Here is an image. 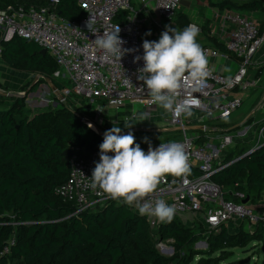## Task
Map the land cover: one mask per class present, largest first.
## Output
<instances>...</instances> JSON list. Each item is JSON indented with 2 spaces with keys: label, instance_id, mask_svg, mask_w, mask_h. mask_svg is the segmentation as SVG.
<instances>
[{
  "label": "trees",
  "instance_id": "trees-1",
  "mask_svg": "<svg viewBox=\"0 0 264 264\" xmlns=\"http://www.w3.org/2000/svg\"><path fill=\"white\" fill-rule=\"evenodd\" d=\"M50 0H0V9L7 6H47ZM220 9L235 11H263L262 0H212ZM56 10L66 20H78L83 12L75 0H58ZM175 25L184 28L188 15L180 11ZM208 40L212 48L227 53L223 43L214 35ZM152 40H155L152 38ZM4 64L50 79L58 91L69 87L55 76L58 66L47 52L33 40L14 35L1 43ZM37 87V85H32ZM21 92H25L23 89ZM69 95L71 91L69 90ZM25 95L0 94V264H219L233 255L234 248L257 244L264 264V220L229 231L225 225L206 230L186 225L174 215L170 222L150 228L145 218L126 204L106 200L76 211V206L55 194L69 173V159L73 153L87 156L100 150L103 136L77 117L72 108L57 101L54 108L28 115ZM77 112V111H76ZM93 122V121H92ZM95 126L104 130L96 123ZM174 131L170 138L178 139ZM169 134L172 131H166ZM198 132L202 133L201 129ZM136 143L147 152L151 137L145 143L136 134ZM127 134V133H125ZM203 139L199 138V142ZM154 143V144H153ZM250 146L234 143L224 162L244 154ZM71 154L65 160L62 152ZM197 171L191 169L189 175ZM211 180L223 189V199L248 204L264 201V145L231 162L214 173ZM235 193H242L238 198ZM171 239L172 253L162 254L156 244ZM198 240L206 242V249H194ZM228 264H242L239 259Z\"/></svg>",
  "mask_w": 264,
  "mask_h": 264
},
{
  "label": "built area",
  "instance_id": "built-area-1",
  "mask_svg": "<svg viewBox=\"0 0 264 264\" xmlns=\"http://www.w3.org/2000/svg\"><path fill=\"white\" fill-rule=\"evenodd\" d=\"M57 1L50 0L47 6L39 8L7 6L0 9V54L1 43L10 41L14 35L31 39L51 54L58 66L55 74L60 73L61 78L69 84L66 94L70 90L71 94L90 101L102 100L105 107L112 105L116 111L128 108L129 111L121 118L123 120L130 119L139 123L142 113H147V120H144L146 122L155 118V114L161 111L154 110L156 106L151 103L146 87L137 79V69L143 66V60L134 62L135 56L143 55V40L155 41L145 35V29L161 26L160 20L151 22L150 17L145 14L146 1L142 0V7L136 10L131 0H75L83 12L78 20L62 18L56 10ZM151 1L152 13L159 19H171L180 2ZM262 2L263 17L258 20L232 9L212 8L215 25L211 34L216 33L226 54L238 60V68L232 75H228L213 69L209 61L211 75L206 86L199 91H192V84L189 82L178 97L192 107L193 115L178 119L166 111L159 115L165 122L161 130L178 131L180 137L158 141L152 147L171 141L183 143L189 155L190 170L195 169L197 173L192 176L187 174L185 177L165 176L151 199H164L173 205L174 215L190 226L193 225L190 221L199 217L207 231L222 224L226 226L230 221L239 225L244 220L249 224L264 220V207L255 209L248 206L247 202L224 200L222 187L211 180L214 173L242 157L243 154L230 162H224L235 138L243 136V133L216 132L206 125L210 121L229 117L242 104L245 95L243 91L258 84V79H247V70L256 50L264 42V0ZM117 25L120 28L119 36L126 42L123 47L134 50L122 57L121 65L113 60H106L102 50L94 44V33L102 35L104 31ZM203 49L208 60L225 54L212 47ZM233 91L238 94L232 95ZM138 105L139 110L135 112L134 107ZM102 107L99 104L96 106V116L102 114ZM263 133L264 124L259 129L258 139H264ZM200 136L203 139L201 142L198 141ZM261 145H264V141ZM257 147L259 146L252 147L247 153ZM99 156L100 150H94L87 156L73 153L69 159L68 177L55 188V194L64 201L72 202L76 211L110 199L98 188L91 187L90 177L95 164L99 162ZM235 195L243 198L242 193ZM128 207L139 214L134 206ZM143 217L150 228L160 223L154 216Z\"/></svg>",
  "mask_w": 264,
  "mask_h": 264
},
{
  "label": "clouds",
  "instance_id": "clouds-1",
  "mask_svg": "<svg viewBox=\"0 0 264 264\" xmlns=\"http://www.w3.org/2000/svg\"><path fill=\"white\" fill-rule=\"evenodd\" d=\"M119 33L118 25L102 35L94 33V44L102 50L106 60L120 64L122 57L134 50L123 47L126 42ZM199 33L196 24L182 30L166 26L158 41L143 40V55L134 57V62L143 60V66L137 69V79L146 87L151 103L177 119L193 115L192 107L178 99L185 85L191 82L192 91H199L211 75L208 57L197 40ZM145 35L150 36L151 32ZM139 120H147V113L140 114ZM123 122L126 129L138 123L130 119ZM88 127L93 128V125ZM144 142L149 143L147 138ZM99 149V162L90 177L93 189L98 188L112 200L134 206L142 216H154L161 222L173 219L175 207L164 199L153 201L151 197L165 176L189 174V155L183 143H160L156 148L149 143L145 152L136 143L132 131L122 134L121 127L113 124L104 132Z\"/></svg>",
  "mask_w": 264,
  "mask_h": 264
},
{
  "label": "rangeland",
  "instance_id": "rangeland-1",
  "mask_svg": "<svg viewBox=\"0 0 264 264\" xmlns=\"http://www.w3.org/2000/svg\"><path fill=\"white\" fill-rule=\"evenodd\" d=\"M145 8L144 12L147 14L151 22L152 20H160L161 26L159 28L151 27L146 28L145 33L151 32L150 38H154L155 41H158L160 38L161 33L165 30V27L168 26L170 28H177L182 30L183 28L178 27L175 25V19L177 17V14L180 11H185L189 17L192 18V21L194 22H200V20L205 16L211 15L210 13H207L205 8H195L193 9L194 1L195 0H181L176 7L173 16L171 19H159L155 13H152L153 4L151 0H145ZM131 4L134 7V9L139 10L142 7V3L139 0H131ZM240 12V11H237ZM261 12V14H260ZM262 12L259 10V15L262 17ZM241 13V12H240ZM209 14V15H208ZM245 15V14H243ZM246 16V15H245ZM210 19V20H209ZM197 20V21H196ZM213 19L212 16L208 17V20L205 21L204 26L201 27L199 36L197 37V40L199 44L203 47H210L212 46L211 42L208 40L210 37V27L212 28V25L215 24L212 23ZM50 56L51 54L46 51ZM55 76L59 77L63 84H67V82L61 78L60 73L58 75L55 74ZM37 87H33L32 85H37ZM45 80L39 79V76L33 75L32 73H27L24 71H18L13 70L9 67H7L5 64L0 62V92L2 93H23L21 92L23 89H25L24 95H25V103L27 108L29 109L27 111L28 115H32L34 112L40 111V110H46L48 108H54L57 105L58 97L63 96L64 99H62V103L66 105L69 108L74 109L78 113L86 116L88 119H90L93 122H96L104 131L110 129L113 124H116L121 127L122 132L126 130H137V135L142 137H151V139L155 142L164 140L165 138H170L171 134H174V131L167 134L166 131L161 130L165 126V122L161 119L159 116L162 111H165L163 109L157 108L158 112L155 114V118H151L149 122L142 121L137 124H134V126L131 129L124 128V120L121 119L125 114L126 111H129L128 108H123L120 111H116L112 105H109L108 107H105L104 101L102 100H87L80 96H76L74 94L69 95L66 94V90L69 89V87L66 86L61 91L55 92L52 87L45 86ZM2 95V94H1ZM246 98V97H245ZM246 100V101H245ZM245 103L241 106H239L236 110H234L230 117H227L226 119L217 121L219 124L224 126H233L235 123L240 120L242 114H244L247 110V107L249 106L247 99H245ZM103 106L102 114L100 116H96L94 114V110L97 105ZM248 105V106H247ZM140 105L137 107H134L135 112L139 110ZM232 133V132H231ZM153 143V144H154ZM153 146V145H152ZM230 148L229 150H231ZM148 150V149H147ZM180 221L181 218L178 217ZM201 225L203 228V224L201 222V219L198 217L194 218L193 221H190V223ZM243 222V228L250 230V225L248 221L244 220ZM182 223H184L182 221ZM187 225H190L188 223H184ZM230 225L234 228V230H237L238 223L235 221H230ZM233 230V231H234ZM200 241L204 240H198L197 244L194 243L193 247L194 249L203 250L206 249V246H203L200 244ZM171 239H168L166 241H161L156 244V247L158 250L164 254V255H170L172 253L168 252L170 249H172V246L170 245ZM257 244H251L247 245L245 248H234L233 249V255L230 256L228 259L220 262L219 264H228L229 261L239 259V261L242 264H261V253L259 251V248L256 247ZM198 258V255L194 258L192 263L195 264L196 260Z\"/></svg>",
  "mask_w": 264,
  "mask_h": 264
},
{
  "label": "crops",
  "instance_id": "crops-1",
  "mask_svg": "<svg viewBox=\"0 0 264 264\" xmlns=\"http://www.w3.org/2000/svg\"><path fill=\"white\" fill-rule=\"evenodd\" d=\"M139 1L142 2V0H139ZM211 1L212 0H195L194 1L193 9H195L196 7L205 8L207 13H210V10H211V15L208 14L209 16H205V18L203 17L200 20V22L199 21L194 22L192 21V18L188 16L189 24H196L201 30V27L204 26V23L206 20H208V17L212 16V8L217 7ZM241 13L245 14L247 17L253 20H258L263 17V12H262V17H261V15H259V10L241 11ZM212 19H213V16H212ZM212 23H214V19ZM214 25H212V27ZM211 29L212 28L210 27V33H212ZM209 35H214L216 37V33L209 34ZM209 61L213 69L219 70L228 75H232L234 72H236L238 68V60L229 54H223L222 56L210 58ZM0 62L4 64L1 58H0ZM247 79H250V80L258 79V84L256 85V87L252 89H247L243 91V93L245 94L243 98V102L245 103L246 101L245 99H247L249 106L247 105L248 106L247 110L244 114H242L240 120H238V122L235 123L233 126L221 125L217 122L220 120H217V119L208 122L206 125L213 128L216 132L220 130V131H226L229 133L232 132V134L243 133V136L241 135V137L235 138L234 143L235 144L243 143L244 145L248 144L251 149L254 146H260L261 144H263V141H264V139H258L259 129L264 124V42L261 43V45L258 47V49L256 50L252 58L251 64L249 65L248 70H247ZM231 94L236 95L238 94V92L233 91ZM243 102H242V105L244 104ZM154 110L156 111L157 108H155ZM248 206L255 208V209L262 208L264 207V201L260 199L255 204H248ZM226 227L228 228L229 231L234 230V228L230 225V222L226 224Z\"/></svg>",
  "mask_w": 264,
  "mask_h": 264
},
{
  "label": "water",
  "instance_id": "water-1",
  "mask_svg": "<svg viewBox=\"0 0 264 264\" xmlns=\"http://www.w3.org/2000/svg\"><path fill=\"white\" fill-rule=\"evenodd\" d=\"M46 51H45V49L44 48H42L41 50H40V53H42V54H44ZM44 80H45V86H50V87H52V89L55 91V92H57L58 90L56 89V87L52 84V82L50 81V79H48V78H46V77H44ZM0 94H2V95H9V96H21V95H24V92L23 93H21V94H19V93H2V92H0ZM62 99H64V97L63 96H60V97H58V100H61L62 101ZM76 115H77V117L79 118V119H81L84 123H86L87 125H88V123L89 122H91V123H93L90 119H88L87 117H85L84 115H82V114H80V113H78V112H76V111H73ZM94 124V123H93ZM95 128H96V132L97 133H99V134H101L102 136H103V133H102V131L100 130V128H98L97 126H95ZM94 130V129H93ZM128 131H136V129H132V130H126V131H124V132H122V134H125V133H127ZM71 154V152L69 151V150H64L63 152H62V155H63V157H64V159L65 160H67L68 159V157H69V155ZM248 153L247 152H245L243 155L245 156V155H247ZM242 155V156H243ZM246 201H247V198H245V199H243L242 200V203H246ZM198 242H196V244H197ZM200 244H202L203 246H206V242L205 241H200L199 242ZM168 252H171V250H169Z\"/></svg>",
  "mask_w": 264,
  "mask_h": 264
},
{
  "label": "bare ground",
  "instance_id": "bare-ground-1",
  "mask_svg": "<svg viewBox=\"0 0 264 264\" xmlns=\"http://www.w3.org/2000/svg\"><path fill=\"white\" fill-rule=\"evenodd\" d=\"M89 124L93 125V128L92 129L96 130L95 125L93 123L89 122L88 125Z\"/></svg>",
  "mask_w": 264,
  "mask_h": 264
}]
</instances>
